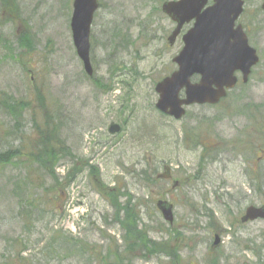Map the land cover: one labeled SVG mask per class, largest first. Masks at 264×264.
I'll list each match as a JSON object with an SVG mask.
<instances>
[{"label":"rangeland","instance_id":"1","mask_svg":"<svg viewBox=\"0 0 264 264\" xmlns=\"http://www.w3.org/2000/svg\"><path fill=\"white\" fill-rule=\"evenodd\" d=\"M165 1L99 0L89 76L72 42V0H0V264H165L160 252L123 249L122 211L117 220L107 198L119 191L122 205L130 197L139 210L138 227L146 233L148 226L153 238L165 230L169 251L184 264H264L263 223L230 233L247 202L264 197L246 172L248 157L259 156L264 169L257 146L264 131L254 123L264 116V42L247 85L216 105L188 106L181 118L164 115L154 85L175 69L181 49L179 37L168 43L174 23L161 11ZM254 9L250 4L246 18L257 13L253 25L264 34ZM110 123L120 131L110 134ZM43 135L57 154L53 164L37 161ZM164 167L169 178L159 177ZM157 197L173 203L176 226L154 209ZM205 202L214 227L178 230L191 217L189 203ZM54 230L60 234L52 239Z\"/></svg>","mask_w":264,"mask_h":264},{"label":"water","instance_id":"2","mask_svg":"<svg viewBox=\"0 0 264 264\" xmlns=\"http://www.w3.org/2000/svg\"><path fill=\"white\" fill-rule=\"evenodd\" d=\"M206 3L207 0H171L161 6L162 11L176 22L167 38L170 44L174 42L182 25L194 20L193 26L182 37V49L173 58L177 69L154 86L158 95L155 107L175 118H181L185 113L184 107L190 104L217 103L234 86V71L240 70L245 82L251 67L258 62L256 50L248 44L241 26L233 28L242 11V0H213V4L208 6ZM98 6V0H72V42L88 75L93 72L90 62V28ZM194 74L199 75L197 82L191 81ZM181 91L183 97H180ZM119 130L117 123H110V133ZM164 169L165 172L159 177L167 178L169 168ZM158 205L164 217L171 221V205L166 201H160ZM262 214V209L251 207L247 209L245 219Z\"/></svg>","mask_w":264,"mask_h":264},{"label":"flooded vegetation","instance_id":"3","mask_svg":"<svg viewBox=\"0 0 264 264\" xmlns=\"http://www.w3.org/2000/svg\"><path fill=\"white\" fill-rule=\"evenodd\" d=\"M252 3L255 4L254 11L256 10L257 12L262 14V16L264 17V0H242V11L239 14L238 18L235 20L233 28H235L238 25L241 26L243 32L246 34L248 44L256 50V53L258 55V62H259V60H260L259 53H260V48L262 47V44L264 42V34L259 33V30L262 29V26H258V24L253 25V22H258L256 19L257 13H252V14L248 15L246 18V13L248 11V7ZM209 4H213V0H208V5ZM193 22H194V20H190L188 22H185L182 25V27L180 28L179 34L176 36V37H179L181 48L183 46L182 37H183L184 33L190 27H192ZM253 27H256L257 30H253L254 29ZM254 31H257L259 33V35H256ZM257 63H256V65H257ZM254 66L251 67L249 75H248V80L245 82L242 80L241 71L240 70L234 71V75L236 76V82L234 84L233 89L238 87L239 85L245 86L248 84L249 77L252 73V68ZM175 68H176V65H175ZM197 79H198L197 76L193 77V81H195ZM222 100L223 99H221L219 101V103ZM254 123H255V125H257L260 133H262L264 131V116L258 117V119H254ZM247 139H248V137H247ZM229 142H230V144L232 143V141H229ZM245 143H247V140ZM217 144L218 143H216V144L214 143L215 148H218ZM252 144L254 145V147L256 146L255 143H252ZM203 145H207V144L203 143ZM209 145H211V143H209ZM257 146H259V148H260L259 153H264V143H261V141H260L257 143ZM254 147H252L251 144L249 146L247 145L245 147L246 149L244 151H248ZM223 150L221 149L220 151H223ZM241 150L242 149H240L239 151H241ZM216 151H217V149L214 150V153ZM226 151H227V149H226ZM248 158L250 159V162H249V165L247 166L248 171H246L247 172V178H249V182H250V185L252 187V190L257 192V185H258L259 190H260L258 192L260 193V192L264 191V169H263L262 162H261L262 159L259 158V156L256 157L255 159H251L250 157H248ZM160 198L161 197H157L154 199V201H155L154 205H153L154 209L161 214L162 218L165 220V222H167V226L172 228V227L176 226V225H174V223H175L174 213H173L174 212V205L169 199L167 200L166 198H161V199ZM160 201L161 202L166 201L167 203L171 204V212L173 213V220L172 221L166 220L165 217L163 216L161 209L158 207L159 206L158 204ZM247 203L248 204L245 206L244 210L239 215L238 219L235 218L233 222H230L231 227H233V228L236 227V230H232L230 232L232 234V236L234 234H236L237 232H239L238 228H240V227H245L246 225H251L253 223L254 224L255 223H263L264 224V197H255L254 200L248 201ZM206 207L209 210L205 209ZM251 207H255L257 209H259V208L262 209V213H263L262 216L259 215V216L253 217V218L245 219L247 209L251 208ZM188 212L191 215V217L189 218L187 216L185 218H182V220L186 221V223H177V226L179 227L178 230H181V232H183V234L191 233L193 231H198L200 229L210 231L211 227H214V213H213V210L207 205V202L203 203V205L201 207H198L193 203H189ZM198 217H199V219H198ZM248 217H250V216H248ZM202 220H204L203 223L201 222ZM161 226H163V224H161ZM158 231H160L162 233L161 237L153 238L149 235V230H148V226H147V230L145 233L147 240H146V244L144 247V254H145L144 256L145 257L151 256V255L156 256V253L160 252L161 256L166 257L165 264H184V259H182L180 257L177 250L170 252L169 247H172L171 244L164 242V240L167 238L166 236L168 235L167 232L165 230H162V229H160ZM212 236H213V241H212L210 246L215 248V247H217L218 243H219V245L221 243V232H220V230H217L216 233L212 234ZM175 239H177V238H175ZM181 240H183V239L181 238ZM168 254H171V257ZM216 257H217V260L215 262L223 261L226 258L224 253H222L221 255L216 256ZM259 260L260 261L262 260V257H260V254H259ZM188 264H191V263L188 262ZM204 264H209V262H204Z\"/></svg>","mask_w":264,"mask_h":264},{"label":"trees","instance_id":"4","mask_svg":"<svg viewBox=\"0 0 264 264\" xmlns=\"http://www.w3.org/2000/svg\"><path fill=\"white\" fill-rule=\"evenodd\" d=\"M7 104V101H6ZM11 112H15L13 110V105L9 104V106L7 107ZM52 134L54 133V129L53 131L51 130ZM53 137V136H52ZM41 153L38 154L37 156V161L40 163H47L48 161L52 160V164L54 163L55 159H56V152L54 151V148L52 147V151L50 150L51 146H52V141L49 138V135H43L41 137ZM230 145V142L226 141L225 146L222 145V147L227 148ZM221 147V149H222ZM243 150V149H242ZM241 150V151H242ZM18 155V153H17ZM54 172H53V166H52V176H53ZM67 180H71L72 177H70L69 175L66 174V176L64 177ZM59 183L58 181V177L55 180V184ZM57 185V184H56ZM257 191L259 190V186L257 185ZM113 194V198H109V202L112 206V208L114 209L115 213L117 214V217L115 216V218H117L118 220V213L122 211V216L123 218L120 220L121 226L125 232V236L123 235L122 237L124 238V243H123V249L127 250V249H135V250H140L143 251L145 244H146V234L143 228H139L138 227V219L137 217L139 216V210L136 208V205L131 203L130 197L126 198V202L125 204L122 205L121 202H119L118 200V196L122 195L123 193L121 191H119L118 195L116 196V194ZM60 232L58 230H54V235L52 236V239H55L54 236L58 237ZM128 240H127V239ZM62 239H65V241L67 243H70V245L75 246L76 242L78 241L77 239H73V238H69V237H63ZM128 241L132 242V243H128ZM80 246V247H79ZM79 248H83L85 247V245H79ZM87 247V245H86Z\"/></svg>","mask_w":264,"mask_h":264}]
</instances>
